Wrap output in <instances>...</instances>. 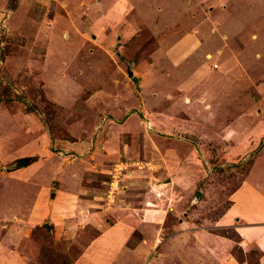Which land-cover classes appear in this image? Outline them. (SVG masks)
Listing matches in <instances>:
<instances>
[{
  "label": "rangeland",
  "instance_id": "rangeland-1",
  "mask_svg": "<svg viewBox=\"0 0 264 264\" xmlns=\"http://www.w3.org/2000/svg\"><path fill=\"white\" fill-rule=\"evenodd\" d=\"M262 199L264 0H0V264H264Z\"/></svg>",
  "mask_w": 264,
  "mask_h": 264
},
{
  "label": "crops",
  "instance_id": "crops-1",
  "mask_svg": "<svg viewBox=\"0 0 264 264\" xmlns=\"http://www.w3.org/2000/svg\"><path fill=\"white\" fill-rule=\"evenodd\" d=\"M250 169H251V167H250ZM249 174H250V170H249V173L247 174L246 179L243 180V181H241V183L239 184L240 185V187H239L240 189L242 187H244V186H246L245 189H249L248 187L250 186V184L247 182L248 181ZM160 181H161L160 178H157L155 180V182H156L155 184L158 186V183H161ZM249 190H251V192H252V191L257 190V188L250 186V189ZM261 202H262V209L259 212L255 213L253 215H250V216H248V213H242L243 215L246 216V218L243 216V218H245L244 220H249V221L246 224H239L238 226L240 228L237 229V231L239 232V235H246V236H248V232L250 230V227L255 226V227L252 228L253 230H259L260 232H262V233H260V234L257 235L258 236V239L260 240V244L261 243H264V199H262ZM251 232H252V230H251ZM112 238H113V236H112ZM107 242H112V245H114L113 240H110L109 239V240H107ZM254 245H251V246H254Z\"/></svg>",
  "mask_w": 264,
  "mask_h": 264
},
{
  "label": "trees",
  "instance_id": "trees-1",
  "mask_svg": "<svg viewBox=\"0 0 264 264\" xmlns=\"http://www.w3.org/2000/svg\"><path fill=\"white\" fill-rule=\"evenodd\" d=\"M31 159H32L31 157H25V158H22V161L24 162V164H27L28 161Z\"/></svg>",
  "mask_w": 264,
  "mask_h": 264
},
{
  "label": "water",
  "instance_id": "water-1",
  "mask_svg": "<svg viewBox=\"0 0 264 264\" xmlns=\"http://www.w3.org/2000/svg\"><path fill=\"white\" fill-rule=\"evenodd\" d=\"M20 164H22L21 162H19ZM23 165V164H22ZM49 226V225H48Z\"/></svg>",
  "mask_w": 264,
  "mask_h": 264
}]
</instances>
